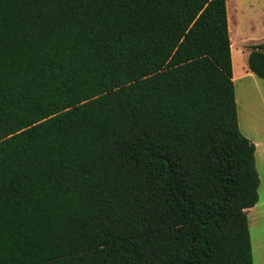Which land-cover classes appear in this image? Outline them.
<instances>
[{"label": "trees", "instance_id": "16d2710c", "mask_svg": "<svg viewBox=\"0 0 264 264\" xmlns=\"http://www.w3.org/2000/svg\"><path fill=\"white\" fill-rule=\"evenodd\" d=\"M258 183L225 0H0V264H252Z\"/></svg>", "mask_w": 264, "mask_h": 264}, {"label": "crops", "instance_id": "0c3cea01", "mask_svg": "<svg viewBox=\"0 0 264 264\" xmlns=\"http://www.w3.org/2000/svg\"><path fill=\"white\" fill-rule=\"evenodd\" d=\"M227 4L225 0L237 126L254 145V167L259 179L257 199L245 209L248 228L250 226L255 231V240L254 237L250 239L251 261L252 264H264V81L250 72L246 65L248 46L264 42V32L261 38H255L235 31L237 25L233 22L230 25L229 11L232 9H228Z\"/></svg>", "mask_w": 264, "mask_h": 264}, {"label": "rangeland", "instance_id": "374dc122", "mask_svg": "<svg viewBox=\"0 0 264 264\" xmlns=\"http://www.w3.org/2000/svg\"><path fill=\"white\" fill-rule=\"evenodd\" d=\"M227 3L228 9H232L229 11L230 25L232 22L233 25H237L235 31L261 38L260 35L264 32V0H227ZM237 41L239 42V39ZM253 230L249 226L248 231L251 240L253 237L255 240V231Z\"/></svg>", "mask_w": 264, "mask_h": 264}]
</instances>
